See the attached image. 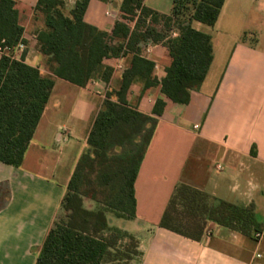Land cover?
<instances>
[{"label": "crops", "instance_id": "obj_1", "mask_svg": "<svg viewBox=\"0 0 264 264\" xmlns=\"http://www.w3.org/2000/svg\"><path fill=\"white\" fill-rule=\"evenodd\" d=\"M14 1L23 47L12 53L49 73L37 43L45 29L38 0ZM63 1L68 14L76 0ZM121 2L90 0L84 22L110 33ZM144 5L162 15L170 12L149 7L145 0ZM192 27L210 35L213 60L187 104L171 101L159 85L143 90L142 83L134 82L128 90V105L157 123L134 183L135 217L109 213L108 224L135 238L139 255L132 264H264V234L255 239L210 222L196 241L158 225L176 186L185 184L214 203H252L264 226V0H225L213 26L193 22ZM147 45L150 54L142 56L154 62L152 77L159 83L170 58L163 42H147L141 52ZM131 59L129 53L103 61L112 68L107 84L96 77L97 85L89 81L78 87L56 78L21 166L0 162V264H35L94 117ZM68 87L75 89V102L66 112ZM157 100L164 103L159 116L153 114ZM32 150L35 155L29 156Z\"/></svg>", "mask_w": 264, "mask_h": 264}, {"label": "trees", "instance_id": "obj_2", "mask_svg": "<svg viewBox=\"0 0 264 264\" xmlns=\"http://www.w3.org/2000/svg\"><path fill=\"white\" fill-rule=\"evenodd\" d=\"M89 1L76 0L68 14L63 0L37 1L36 10L45 19L37 43L49 73L23 59L0 56V162L18 168L56 78L78 87L96 77L107 84L112 68L103 66V61L132 55L118 87L106 92L94 117L55 219L37 249L35 264H132L139 255L135 238L110 227L107 220L109 213L134 219V183L157 123L154 117L129 106L126 95L134 82H140L143 90L159 85L171 101L187 104L190 93L200 89L213 60L210 35L195 30L192 23L213 26L225 0H173L169 14L162 16L146 7L144 0H122L110 33L84 22ZM148 17L152 23L163 18L167 29L175 22L177 36H165L153 24L143 28ZM130 23H134L133 29ZM22 34L15 1L0 0V45L14 50ZM147 42H163L170 58L159 83L152 77L154 62L141 55ZM163 107L157 100L153 114L161 115ZM85 200L93 207H86ZM210 222L246 236L264 231L252 203H214L208 194L185 184L176 186L158 225L198 241Z\"/></svg>", "mask_w": 264, "mask_h": 264}, {"label": "rangeland", "instance_id": "obj_3", "mask_svg": "<svg viewBox=\"0 0 264 264\" xmlns=\"http://www.w3.org/2000/svg\"><path fill=\"white\" fill-rule=\"evenodd\" d=\"M172 1L173 0H145V3L149 7L155 8V9H157L159 11H162V12H167L171 8ZM160 15L162 16V14H160ZM147 19H146L145 24L143 25V28H146L148 25L150 26V25L153 24L154 28L157 31L161 32L162 34H164L167 37L170 36V33H171L172 30H176L177 29L175 22H171L170 23V28L167 29L164 26V23H163L164 19L163 18L159 17L158 20L156 22H154V23H152L151 18H149V22H147ZM63 95H64V99H65L64 103H63V109H64V111L67 112L71 107H73L72 105L75 102V99H74V97H75V89H73L72 87H68V90L65 91ZM33 152H34V150H32L30 152L29 156L35 155ZM27 166L29 167L30 165L28 164ZM46 174H48V173H46ZM85 206L86 207H91L92 204L88 200H85Z\"/></svg>", "mask_w": 264, "mask_h": 264}, {"label": "built area", "instance_id": "obj_4", "mask_svg": "<svg viewBox=\"0 0 264 264\" xmlns=\"http://www.w3.org/2000/svg\"><path fill=\"white\" fill-rule=\"evenodd\" d=\"M149 18L150 17H148V19H147V22H149ZM177 36V30H172L171 31V33H170V38H174V37H176ZM151 45V44H150ZM150 45H147L144 49H143V52H141V55H146V56H148L149 54H150ZM19 48H22L23 46L22 45H20V43L17 45ZM0 54L1 55H9V56H11L12 58H14L15 59V56L13 55V53H12V51L9 49V48H7V47H4V46H1L0 45ZM156 66L154 65V68H155ZM90 82H91V84L92 85H97V81L96 80H90ZM195 129H197V126H195L194 127ZM217 169H221V166H217ZM262 234H264V231H262V232H260V233H255L254 234V238L255 239H260V237L262 236Z\"/></svg>", "mask_w": 264, "mask_h": 264}]
</instances>
